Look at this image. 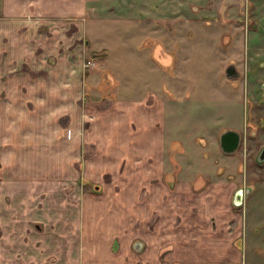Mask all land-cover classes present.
Masks as SVG:
<instances>
[{
    "label": "crops",
    "instance_id": "0c3cea01",
    "mask_svg": "<svg viewBox=\"0 0 264 264\" xmlns=\"http://www.w3.org/2000/svg\"><path fill=\"white\" fill-rule=\"evenodd\" d=\"M87 7L88 0H0V79H4L0 80V94L4 93L0 102L7 109L20 112L18 121H14L16 113L11 116L13 124L21 128L12 137L16 139L17 134L26 131L29 138L22 142H40L36 166L25 167L27 173L19 168L20 180L36 181L37 187L45 192L58 190L61 179L70 180L75 189L93 187V192L80 193L77 208L81 209L82 228L64 236L67 238L64 248L46 245L47 239L62 236L51 235L53 231L48 233L38 223L27 232L26 241L14 243L8 223L11 204L3 206L0 264L26 261L28 264H234L229 260L241 253L235 243L244 237H250L252 245L256 244L252 239L260 238L264 246V180L253 184V193L245 197L243 194L240 205L234 203L241 188L235 184L233 174H228L233 182L227 186L220 176H214L216 180L204 178L200 186L194 183L189 162L187 171L178 163L182 153L175 146L169 150L166 146L168 136L176 129L172 122L174 96L166 95V86L138 91L136 83L125 79L131 72L121 69L123 66L118 63L115 70L103 69L99 73L83 68V59L90 61L86 56L93 52L85 26ZM156 9L148 11L153 14ZM147 20L148 35L139 46L148 47V58L164 67L172 61L167 45L170 47L173 35L166 23L158 26L163 21L158 22L156 17ZM40 43L55 45L48 44L36 54L33 51ZM101 48L104 56L100 67L105 59L114 60L108 57L107 48ZM122 57L116 56L115 61L122 62ZM138 57L128 56L134 62ZM105 75L108 91L103 96L106 90L102 87L103 80L95 87L91 84L105 79ZM15 78H21L25 86L13 85ZM45 78L52 81L51 87ZM122 94L125 96L120 97ZM93 96L98 100H92ZM34 101H37L35 115L28 108V103ZM65 115L68 123L62 125L59 121ZM44 144L52 151L46 150ZM63 148L68 154L64 157L66 171L61 166ZM200 163L207 169L214 168L205 159L201 158ZM231 166L228 160L223 169L229 172ZM12 171V166L6 167L0 176L16 178L17 173ZM105 174L112 178L105 181ZM220 186H224L223 192ZM180 187L190 190L195 197L172 201L173 189ZM142 188L147 190L148 198L134 196L129 200L132 189L139 192ZM104 191H108L105 197ZM50 194L53 192H48V197ZM163 194L167 196L162 200ZM253 196L257 208H244L252 218L245 220L241 228L239 208L246 197ZM48 197L43 201H48ZM150 215L154 224L146 227ZM258 215L260 225L255 221ZM23 218L33 219L25 215ZM37 218L44 221L43 215L37 214ZM34 237L42 238V243L34 244L30 239Z\"/></svg>",
    "mask_w": 264,
    "mask_h": 264
},
{
    "label": "rangeland",
    "instance_id": "374dc122",
    "mask_svg": "<svg viewBox=\"0 0 264 264\" xmlns=\"http://www.w3.org/2000/svg\"><path fill=\"white\" fill-rule=\"evenodd\" d=\"M155 8L157 12L153 14L148 11V9L155 11ZM149 17H156L158 22L163 21V24L158 26L166 23L171 30L168 31L173 35L174 40L170 42V47L167 45L171 51L172 61L168 64L163 63L164 67L160 66L161 63L158 61L148 58V47L139 46V42L142 43L148 35L145 25ZM85 26L91 42L89 49L91 47L93 49V52L86 56V60L94 62L93 66L84 67L87 61L83 59L85 70L98 71V73L103 69L115 70L114 66L118 63L119 67L123 66L121 69L131 72L130 75L129 73L127 76L124 75L125 79L128 77L136 83L138 91L143 92L146 87L161 86L163 89L166 86L168 90L166 95L174 96L172 122L176 124V129L175 132H171L173 135L168 136L166 146L168 150L175 146L177 152L182 153L183 157L178 159V163L187 171V162H189L194 183L200 186L204 184L201 182L204 178L207 180L211 177L212 180H216L217 178L213 179V177L220 176L222 184L227 186L228 182H233L228 174H233L236 181L234 182L241 188L244 197L251 191L253 193V184L256 186L257 181L264 180V159H258L259 151L264 147V0H88ZM69 33L70 31L66 32V35ZM81 43L86 44L82 41ZM48 44L40 43L33 52L39 54ZM71 46L72 44L69 45L70 48ZM101 47L107 48L108 57L114 60L107 61L104 57L105 62L100 67L104 56V49ZM47 55L52 54L47 53ZM119 55L123 56L122 62L115 61V57ZM133 55L140 56L136 62L133 58H128ZM228 68L231 70V76L227 75ZM106 75L105 79L96 80L93 82L95 84L91 85L95 87L103 80L102 87H108ZM45 80L51 84V87L52 81L46 78ZM13 81L12 84L15 86H25L21 78H15ZM107 89L103 90V96L106 95ZM2 95L4 96V93L0 94ZM123 96L125 95H120ZM136 96H140V93ZM92 100H98V97L93 96ZM36 102L28 103V108L34 115ZM4 105L1 101L0 171L12 166V172L15 175L17 173V176L16 178L0 176V209L6 204H11L8 223L14 233L13 241L14 243L26 241L27 232L34 230L33 225L38 223L42 229L46 227L48 233L53 231L51 235L56 233V236L58 234L62 236L60 239L58 237L47 239L46 245L64 248L67 245V238L64 236L76 228L78 231L82 228L83 221L79 219L81 209L77 208L80 193L86 190L93 192V187L75 189L70 180L61 179L58 190L45 192L37 187L38 182L28 179L26 175L23 177L27 179L20 180L21 172L27 171L25 167L36 166L35 154L40 142L35 140H26L29 143L22 142L26 137L29 138L26 131L17 134L16 139L12 137L14 131L21 129L13 124L20 118V115H17L20 112L7 109ZM252 108L257 110H254L253 118H250ZM13 113L17 115L14 121L11 120ZM59 123L62 125L68 123V116H62ZM227 130L240 134L238 148L229 154L221 150L219 143L221 134ZM44 148L52 151L49 147ZM22 149L23 154H21ZM61 155V166L66 171L68 165L64 164V157L68 154L65 148L62 149ZM50 157L52 160V154ZM201 158L203 161L205 159L207 164H212L214 168L207 169L205 164L200 163ZM228 160L232 164L228 168L229 172L223 169L226 168ZM19 168L23 169L20 174ZM218 169L220 171L217 172ZM180 177L182 178L183 175L181 174ZM104 178L108 181L112 177L110 174H105ZM209 184L208 182L207 186ZM220 187L223 192L224 186ZM144 188L139 192L132 189V192H129V200L134 196L148 198V192ZM259 188H256L257 191H260ZM175 189L170 196L172 201H189L191 197H195L191 196L190 190L182 187ZM48 192L53 194L48 197ZM107 192L104 191L102 196L105 197ZM46 196L48 201H43ZM166 196L163 194L160 198L163 200ZM256 201L255 196L251 199L246 197L243 205L240 206L241 228L245 220L252 218L246 215L244 208L256 210ZM94 208L96 207L92 209ZM145 212H142V215L143 213L146 215ZM37 214L43 215L44 221L41 220L42 218L38 219ZM24 215L33 219L27 221L23 218ZM152 217L150 215L149 220ZM257 217L256 225H260L259 215ZM74 221L76 226L73 224ZM148 224L152 227L154 222L150 220L146 227ZM257 228L260 229L259 226ZM30 239L37 245L43 241L42 238L37 237ZM252 240L255 241V245L251 244L250 237H244L240 243L236 242L235 245L241 253L237 252L235 258L229 261L234 264H264V246L262 242L260 243L261 239ZM118 245L119 243L116 242L115 246Z\"/></svg>",
    "mask_w": 264,
    "mask_h": 264
},
{
    "label": "water",
    "instance_id": "95a60500",
    "mask_svg": "<svg viewBox=\"0 0 264 264\" xmlns=\"http://www.w3.org/2000/svg\"><path fill=\"white\" fill-rule=\"evenodd\" d=\"M230 71L231 70L228 68L227 69V75L228 76H231ZM219 142H220V147H221L223 152L232 153L239 146L240 134L236 131H233V130H227L221 134ZM258 159L259 160L264 159V148L259 153ZM242 200H243V192L240 190L236 193V195L234 197V203L236 205H240L242 203Z\"/></svg>",
    "mask_w": 264,
    "mask_h": 264
},
{
    "label": "built area",
    "instance_id": "2783aa9c",
    "mask_svg": "<svg viewBox=\"0 0 264 264\" xmlns=\"http://www.w3.org/2000/svg\"><path fill=\"white\" fill-rule=\"evenodd\" d=\"M94 65V62L92 61H87L84 63V67H90V66H93Z\"/></svg>",
    "mask_w": 264,
    "mask_h": 264
},
{
    "label": "flooded vegetation",
    "instance_id": "af4514ba",
    "mask_svg": "<svg viewBox=\"0 0 264 264\" xmlns=\"http://www.w3.org/2000/svg\"><path fill=\"white\" fill-rule=\"evenodd\" d=\"M232 71H234V70H232ZM234 72H235V71H234ZM236 76H237V75H236ZM263 148H264V147H263ZM263 148L260 149L259 153L261 152V150H262Z\"/></svg>",
    "mask_w": 264,
    "mask_h": 264
}]
</instances>
